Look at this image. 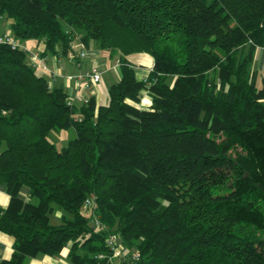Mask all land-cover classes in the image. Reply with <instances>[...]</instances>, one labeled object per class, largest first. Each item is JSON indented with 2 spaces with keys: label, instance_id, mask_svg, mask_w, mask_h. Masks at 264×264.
I'll return each mask as SVG.
<instances>
[{
  "label": "trees",
  "instance_id": "1",
  "mask_svg": "<svg viewBox=\"0 0 264 264\" xmlns=\"http://www.w3.org/2000/svg\"><path fill=\"white\" fill-rule=\"evenodd\" d=\"M3 18L45 51L95 42L122 76L107 103L72 105L0 44V231L14 237L0 264L69 243L74 264H107L112 231L137 264H264V0H0ZM142 52L154 65L138 79L127 55ZM55 129L75 136L58 147Z\"/></svg>",
  "mask_w": 264,
  "mask_h": 264
},
{
  "label": "crops",
  "instance_id": "2",
  "mask_svg": "<svg viewBox=\"0 0 264 264\" xmlns=\"http://www.w3.org/2000/svg\"><path fill=\"white\" fill-rule=\"evenodd\" d=\"M8 31H11L9 21L3 18L1 19L0 23V34ZM19 41L27 49L31 50L32 52L39 53L42 61L46 64L47 70L39 68L36 69L37 73L44 76L48 80L51 87H62L71 97L77 98L76 96L79 94V89L76 82L74 80L67 79L66 76L68 74L74 75L81 71H87L95 62L102 65L103 69L105 70L100 85L92 94L98 104L107 103L109 101L108 88L121 79V68L116 62L117 59H111L108 53H103L105 51L99 49L96 46V43H92L90 48H86L82 43L79 42V40L73 42L72 46L74 50L83 48L87 49L89 53L87 58L83 59L80 64H77L74 62V60L69 58V55H63L60 54V52L45 51L46 46L44 41H38L37 39H26ZM127 57L129 61L135 65L136 77L138 79L146 78L154 65L153 57L146 52L132 53L127 55ZM253 68L258 71L262 77H264V45L260 46L256 51ZM150 102V97L148 96L147 91H145L143 93V105L149 106ZM75 103L79 105L80 101L75 99ZM69 130L74 131V129ZM69 138L67 141H63L66 142L64 145L67 144ZM28 195V188H24L22 190V196L27 201L30 200ZM8 203L9 195L5 190V186L0 185V206L6 207ZM62 214L63 212L61 210H56L52 215L51 221L54 224H59L61 222ZM13 245L14 237L0 231V259L11 258L13 253ZM70 248L71 243L64 247L62 252L58 255H39L37 257H30L26 259L25 264H74L68 256Z\"/></svg>",
  "mask_w": 264,
  "mask_h": 264
},
{
  "label": "built area",
  "instance_id": "3",
  "mask_svg": "<svg viewBox=\"0 0 264 264\" xmlns=\"http://www.w3.org/2000/svg\"><path fill=\"white\" fill-rule=\"evenodd\" d=\"M0 44H7L13 49L24 50L28 54V63L35 69H44L47 70L46 64L42 61V58L39 53L32 52L27 49L23 44L14 36L11 31L0 34ZM87 49L74 50L69 54V58L74 60L75 63L80 64V62L87 58L88 56ZM119 64V61L117 60ZM104 69L102 65L95 62L92 64L90 69L84 72H79L77 74L66 76L69 80H74L78 86L79 94L75 97L68 95L69 104H74L75 99L80 101L79 106L88 104L90 99L93 97L92 94L96 88L100 85ZM84 212L87 214H93L96 210L95 198L93 196L87 197L84 203ZM92 226L96 232H101L106 228L105 224L101 221L99 216L93 215ZM106 246L108 247V254H99L98 257L107 260V264H137V261L140 258L139 250H130L127 245L122 240V237L117 232H110L105 239Z\"/></svg>",
  "mask_w": 264,
  "mask_h": 264
},
{
  "label": "rangeland",
  "instance_id": "4",
  "mask_svg": "<svg viewBox=\"0 0 264 264\" xmlns=\"http://www.w3.org/2000/svg\"><path fill=\"white\" fill-rule=\"evenodd\" d=\"M70 31V29H69ZM73 35L75 36V38H78L80 37V35L78 33H76L75 31H72ZM95 43V42H94ZM105 54H107L108 52H103ZM117 62V60H116ZM75 136V131H72V130H53L51 131L50 133V139H52L58 147H62L64 145V143L66 142H63V141H67V139H71L72 137ZM113 232H116V231H113ZM118 233V232H117Z\"/></svg>",
  "mask_w": 264,
  "mask_h": 264
}]
</instances>
